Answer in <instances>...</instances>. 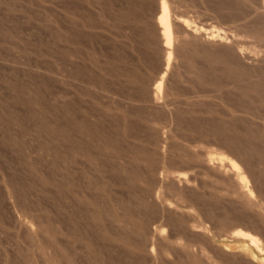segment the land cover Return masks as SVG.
Listing matches in <instances>:
<instances>
[{"label": "rangeland", "instance_id": "obj_1", "mask_svg": "<svg viewBox=\"0 0 264 264\" xmlns=\"http://www.w3.org/2000/svg\"><path fill=\"white\" fill-rule=\"evenodd\" d=\"M159 3L0 0V264H264V7L168 0L161 110Z\"/></svg>", "mask_w": 264, "mask_h": 264}, {"label": "bare ground", "instance_id": "obj_2", "mask_svg": "<svg viewBox=\"0 0 264 264\" xmlns=\"http://www.w3.org/2000/svg\"><path fill=\"white\" fill-rule=\"evenodd\" d=\"M260 2L262 4V6L264 7V0H260ZM157 13L158 14H157V16L155 18V24L157 26V31L159 33V38H160V40L162 42V49H163L164 57L166 59V65L163 67V72H162L161 76L159 77V80L156 81L153 84V86L151 87L150 93L148 94V98L151 101V103L149 102L150 104H147V105L148 106L157 105L156 108H158V106L161 107V105L163 104V106H162L163 108H161V110H162V109H165L164 107H166V106H164L165 105L164 102H162L160 100V95H161L162 89L164 87L163 86L164 79L166 77L167 72L169 71V68H170V65H171V62H172V57H173V54H174L173 44H174V40H175L174 31H173V27H172L173 20H172V16H171L170 6H169V3H168V0H160L159 7L157 9ZM195 31H194L195 33L198 32V33H201V35L202 34L205 35L203 31H197V30H195ZM201 35H200V37H201ZM207 37H208V35L205 38H207ZM208 38H210V37H208ZM213 38H215V37H213ZM210 41H208V42H210ZM213 41L214 40H212L211 43H213ZM216 41H217V39H216ZM165 103H167V105L169 104V102H165ZM200 157H203V158H200V159H202V163L203 164L213 168L214 170H216L219 173H222V174H225V175L229 174L231 176L233 181L236 183L237 190H238L239 194H241V196L244 198L243 201H246L245 203H248V206L249 205H258V203H259L258 199H256V197L254 195V187H256V186H254V185L252 186L250 184L249 179L247 178V175H245L244 171L241 170L240 165L238 164V162H236L235 160H233L231 158L227 159L225 157L217 158L218 160L216 161V159L213 156L209 155V154H206L205 156H200ZM173 180L181 182V181H187L188 179L184 175L178 174V175L173 176ZM225 192H227V191H225ZM155 200H158V198L155 197ZM263 203H264V201L262 200L261 201V205ZM33 224H38L39 225L41 223L39 221L35 220V219H32L30 221H26L25 222L26 228L31 234H34ZM192 229L196 230V225H193ZM154 236L156 238H158L159 240L160 239H165L164 233H163V231L160 228L154 229ZM236 238H237V236H236ZM234 239H235V237H234ZM240 239H242V238H240ZM252 240L255 241V242L258 241V239H256V238H253ZM178 243L180 244V242H178ZM151 244H152V247L149 248L148 250H149L150 257L152 258L153 255L155 254L154 253V251H155L154 247H155V244H156L153 239H152V243ZM184 247H186V246H184ZM40 249L41 250H39V252L43 256H45V254L49 253V251H47V249L44 248V247L40 248ZM162 251H163V253H168L169 249L165 247L164 249H162ZM248 253H249V251H248ZM248 253L245 252V251L241 252V255H243L242 258L245 259V260H248L250 258L252 259V257ZM57 264H66V263H65V261H60ZM209 264H221V261L218 260V259H214L212 257H209Z\"/></svg>", "mask_w": 264, "mask_h": 264}]
</instances>
